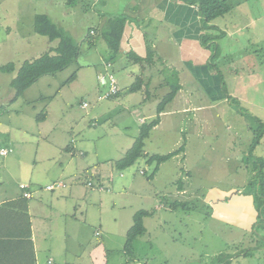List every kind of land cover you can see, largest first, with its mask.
<instances>
[{"label":"crops","instance_id":"0c3cea01","mask_svg":"<svg viewBox=\"0 0 264 264\" xmlns=\"http://www.w3.org/2000/svg\"><path fill=\"white\" fill-rule=\"evenodd\" d=\"M5 2L0 0V56L3 58L0 67L13 63L15 70L26 61L25 49L21 53L19 48L11 50V47L23 43L33 48L38 42L33 38L37 35L33 29L36 15L45 14L57 25L59 21L53 14L61 13V21H68L75 12L74 4L68 0H27L20 7L4 5ZM130 3L124 9L127 22L117 61L112 66L105 64L111 67L117 82L119 92L114 97L98 99L107 92L108 82L102 84L99 80L102 87H83L88 79L86 71L93 66L100 68L102 56L78 65L70 84L56 81L54 74L59 71L51 74L52 79L42 82L39 93L33 89H37L42 77L16 99L9 85L16 71H0V80L6 79L0 85L3 92L0 149L8 150L6 156H0V264H125L121 254H124L125 236L133 225L134 214L140 210L150 212L145 223L155 217L154 210L168 209L164 199L161 204H155L158 195L169 199H184L187 195V189L175 183L183 173L192 174L199 164L195 161L198 160L195 151H201V127L205 125L210 137L216 133L209 127L215 118L206 112L213 105H193L187 93L196 92V88L200 92L201 85L206 84L216 95L213 103L217 102V97L224 95L222 81L215 66L208 65L211 53L201 44L202 18L195 4L182 0H132ZM28 6L32 11L23 17L22 10L26 11ZM77 10L85 14L84 8L77 7ZM98 18L102 24L105 22V17ZM17 24L31 30L33 42L25 39L27 35L18 31ZM50 44L55 47L57 41ZM128 54L141 58L142 62H135ZM171 60L181 87L158 115V124L144 140L143 152L165 155L178 148L181 152L160 164L153 175V166L147 165L145 158L138 159L129 168L117 170L114 162L132 147L140 127L157 117L159 102L170 92V78L175 74L169 78L164 67ZM80 86L86 89L88 98L81 101L79 108L86 111L83 102L89 108L84 113L87 128L81 137L77 131L81 132L83 120L72 125L63 121L67 115L74 114L73 99ZM133 86L135 91H129ZM104 118L118 124L116 131L97 127ZM78 125L82 126L74 130L76 134H71ZM249 146L250 142L246 148ZM208 148L212 151V145ZM115 151L118 153L113 156ZM90 178L105 190L88 187ZM57 183L65 186L46 190L47 186ZM20 184L28 186L29 198L24 197L25 190L20 189ZM109 253H113L111 259Z\"/></svg>","mask_w":264,"mask_h":264},{"label":"rangeland","instance_id":"374dc122","mask_svg":"<svg viewBox=\"0 0 264 264\" xmlns=\"http://www.w3.org/2000/svg\"><path fill=\"white\" fill-rule=\"evenodd\" d=\"M73 1L75 12L71 20L61 21V13H55L53 17L57 18V25L77 44L80 56L72 61L77 62V65L71 62L54 76L56 81H67L78 65H85L86 61H94L96 57L102 56L104 62H101L100 68L93 66L94 69L86 71L88 79L86 86L82 85L86 89L102 87L96 71L105 77L111 74V67L105 64L108 62L112 66L120 52L112 54L108 50L101 30L110 18L127 16L124 9L132 0ZM226 1L230 12L213 22L215 29H206L201 23L202 35L213 38L208 43L211 53L208 65L215 66L222 81V96L226 98L217 94L218 100L213 103L216 95L209 91L210 87L206 84L201 85L203 89L200 92L196 88V92L187 93L193 105H213L206 112L215 118L209 127L215 129L216 133L210 137L205 132V125H202L201 151H195L198 155L195 161H199V164L192 174L183 173L175 183L187 189L186 197H156L157 205L164 199L168 202L167 207L175 204L177 207L174 210L151 208L156 214L145 221L146 234L135 240L131 255L127 257L125 253L121 254L127 264H225L227 259H230L228 264H264V227L261 223L264 217V186H259L264 179V0ZM26 2L6 0L4 5L20 7ZM77 7L80 10L84 8L85 14L78 12ZM31 11L29 6L26 11L22 10L23 17ZM98 17H105V22H99ZM98 24L100 29H96L91 37L94 46L90 48L84 38L90 33V27ZM20 25L17 24L20 27L18 31L27 35V41L33 42L31 30ZM33 38L38 41L33 48V45L20 43L19 46L11 47V50L19 48L23 53L25 49L24 59L31 60L53 47L45 37L36 35ZM88 54H92L90 59H85ZM12 57L14 54H11ZM2 59L0 56V62ZM164 68L169 78L170 74H175L170 79L171 83H176L174 61H169ZM51 76L42 77L37 89L33 90L39 93L42 82L52 79ZM4 81L6 79L0 80V85ZM82 86L78 87L79 93L73 99L74 114L67 115V119L63 120L68 125L83 120L81 132L77 131L80 137L84 136L87 128L84 113L89 110L79 108L81 101L88 98ZM2 94L0 89V98ZM82 125L73 129L71 134H76L74 130H79ZM99 126L104 131L112 132L116 131L118 124L104 118L98 123ZM216 136L218 141L215 143ZM249 142L251 148H246ZM210 145L212 151L208 148ZM116 153L118 151L113 156ZM138 165L141 167L140 163ZM106 166H110L109 162H106ZM117 175L122 176L121 172H117ZM207 199L213 201L207 203ZM244 252L246 255L242 256ZM112 257L113 253H109V259Z\"/></svg>","mask_w":264,"mask_h":264},{"label":"trees","instance_id":"16d2710c","mask_svg":"<svg viewBox=\"0 0 264 264\" xmlns=\"http://www.w3.org/2000/svg\"><path fill=\"white\" fill-rule=\"evenodd\" d=\"M69 3L74 4L73 0H68ZM73 1V3H72ZM186 3L195 4L202 18V25L206 29H215L212 23L220 17L225 16L230 12V6L227 4L226 0H184ZM127 22V17L120 15L110 18L106 26L102 28V39L104 40L107 48L112 54L119 53L121 51V38L123 31ZM34 33L47 38L50 42L57 41V45L49 49V51L43 53L42 55L35 57L31 60L24 61L18 70H15L13 63H7L0 67V71L3 73L15 72L14 77L10 81V88L14 92V98L20 97L25 90L31 87L39 78L45 75H51L56 72L62 71L67 67L72 61L77 60L80 56V50L77 44L72 40L71 37L65 34V32L54 24L51 19L45 14H38L34 18L33 23ZM100 28L90 29V33L85 36V42L89 43L90 47L94 44L91 41V37ZM92 33V34H91ZM211 36L201 35V44L208 49V43L211 42ZM152 50L148 55V59L151 57ZM133 54H128V57H133L135 62H142V59L137 56H132ZM76 77V73H73L70 78L65 81V85L70 84ZM179 81L176 83H171L170 92L165 95L157 106V117L147 124H143L140 127L139 135L135 138L132 147L125 153L122 159L114 162V166L117 170H123L131 167L136 163L138 159L145 158L146 164L153 166L152 175L157 171L160 164L166 162L174 155L181 152V148H178L171 153L165 155H145L143 152L144 140L149 136L150 131L159 122V114L163 112L166 105L170 103L176 96L180 89ZM136 87H131L129 91H135ZM43 116V114H42ZM93 182V179H89L87 183ZM86 183V185H87ZM88 186V185H87ZM100 184H95L93 187L96 190ZM259 186H264V179L261 180ZM99 191V190H98ZM177 204L168 207L170 210H174ZM264 211V210H263ZM151 216V213L145 210H140L136 212L133 216V225L127 231L125 236L124 253L131 255L132 246L135 240L146 234V229L144 227V219ZM264 227V217L261 221ZM264 239V236H263ZM246 255L245 252L242 256ZM128 257V256H127ZM230 259L225 261L228 264ZM127 264V263H125Z\"/></svg>","mask_w":264,"mask_h":264},{"label":"built area","instance_id":"2783aa9c","mask_svg":"<svg viewBox=\"0 0 264 264\" xmlns=\"http://www.w3.org/2000/svg\"><path fill=\"white\" fill-rule=\"evenodd\" d=\"M107 67H109V65H107ZM100 80V82L102 84H105L108 82V90L106 93H104L103 95L99 96L98 99L99 100H104V99H109L114 97L115 95H117V93L119 92L118 90V86H117V82L115 77L112 74H109L107 77L100 75V77L98 78ZM83 108H87L88 107V103L87 102H83L82 104ZM8 153V150L6 149H0V156H6ZM141 174H143V172H141ZM88 187H93L94 183L93 182H89L87 183ZM65 185L63 183H57V184H53L50 186L46 187V190L48 191H52L54 189L57 188H63ZM20 189L25 190L24 191V197L29 198L30 197V193L27 191L28 186L25 184H20ZM97 189L99 191H104V187L103 186H98Z\"/></svg>","mask_w":264,"mask_h":264}]
</instances>
